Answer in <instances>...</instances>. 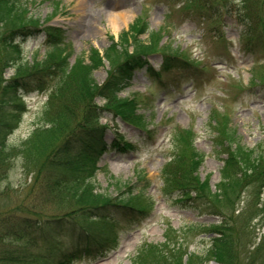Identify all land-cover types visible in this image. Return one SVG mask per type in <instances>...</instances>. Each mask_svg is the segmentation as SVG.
I'll return each instance as SVG.
<instances>
[{
  "label": "rangeland",
  "instance_id": "374dc122",
  "mask_svg": "<svg viewBox=\"0 0 264 264\" xmlns=\"http://www.w3.org/2000/svg\"><path fill=\"white\" fill-rule=\"evenodd\" d=\"M23 4L26 12L37 19L38 29L60 31L55 42L68 47L66 55L69 67L75 65L73 73L76 79L72 83L76 85L87 81L85 65H89L94 57L93 50L99 56L108 50L117 65L123 56L118 53L125 48L119 39L122 33L129 36L128 53L132 52L134 45H150V52L144 60L152 71H158L163 54H169L179 57V61L187 60L189 65L185 69L192 72L190 76L183 74L184 77H181V72L174 71L161 82L151 79L145 70H138L133 74L129 87L114 96L112 102L93 99L94 105L100 108L109 106L108 109H111L103 112L99 120L106 126L105 142L110 145L119 135L125 141L136 143L138 150L127 153L110 150L104 153L95 165L94 176L87 180V188L96 194L114 196L118 188L122 190V186L132 184L145 175L149 186L145 190L142 188L145 183L137 184L136 187L143 191L139 192L140 195L144 196L141 199L137 197V203L147 207L150 213L146 218H120L119 213H111L117 221L116 230L113 234L108 231L99 233L108 241L109 252L104 258H80L74 264H152L155 257L150 255L148 260L145 255L140 257V250L148 245L162 244L164 251L170 252L165 255L166 263L161 260L157 264H222L208 252L214 235L207 229L223 221L230 224L229 229L236 232L237 237L236 250H233L228 264H264V193L261 196L263 201L259 202L255 195L257 190L251 188L258 178L251 176L246 181L245 175L241 177L243 182L236 194L234 189L237 184L232 181L227 185V179L221 178L220 170L227 155L217 156L213 150L212 139L217 133L211 128L210 116L216 113L222 121L225 120L222 118L228 119V126L235 130L239 144L258 154L264 151V89L256 87L242 93L238 89L239 83L246 86L264 81V51L251 54L240 51L237 39L241 26L237 27L232 13H224L221 30L227 43L225 49L213 31L210 33L212 24L203 22L199 25L196 20H186L184 0H23ZM255 5L259 6V3ZM104 8L113 9L105 11V14ZM122 17L126 19V25L114 31L111 23L116 19L121 22ZM142 22H146L147 31L137 37L136 26ZM85 27L90 28L91 33L83 36ZM205 27L208 28V36ZM133 36L136 40L132 39ZM53 44L54 41H49L44 34L26 40L22 44L23 60L31 66L52 58L57 60L60 52L53 49ZM112 66L103 57L92 73L95 83H104ZM18 67L15 65L0 73V83L13 77ZM77 90H81L79 85ZM69 97L70 93L65 92L54 97L57 109L66 107ZM76 99L71 98L74 104H69V108L80 113L86 103H80V97ZM47 100L44 94L31 93L24 97L22 112L10 106L8 112H12L5 115L0 140H7L9 147L6 153H0V223H6L9 217L4 216L9 212L42 220H67L65 215L70 216L73 211L70 207L75 202L69 197L64 193H55L53 188L38 182L37 173L44 178H54L59 174L58 171L51 173L49 168L54 166L51 165L54 160L50 158L52 154L48 155L49 149L45 150L49 147L45 142L46 133H40L42 136L38 133L37 137L43 141L36 144V148L33 146L20 154L12 151L32 133L37 117L48 104ZM115 109H119L132 123L123 122ZM177 127L193 133V146L205 156L193 176L201 185L206 184L208 194L218 197L217 203L221 205L224 199L233 200L236 195L240 197L241 203L236 207L238 211L227 205L220 208L229 215L227 219L198 215L191 209L173 204L172 200L162 195L160 170L169 157L171 134ZM257 153L244 163L250 169L259 164L255 160L259 156ZM6 156L10 158L5 161ZM245 167L242 165V170ZM248 172L250 176L251 170ZM5 230V227L0 228L2 263L22 264L23 258L28 259L37 252V249L26 245V240L4 236ZM58 239L64 246L69 245L70 239L65 233L60 234ZM249 244L250 250L256 248L250 251Z\"/></svg>",
  "mask_w": 264,
  "mask_h": 264
},
{
  "label": "trees",
  "instance_id": "16d2710c",
  "mask_svg": "<svg viewBox=\"0 0 264 264\" xmlns=\"http://www.w3.org/2000/svg\"><path fill=\"white\" fill-rule=\"evenodd\" d=\"M184 1L186 3L184 10L186 18L196 20L199 25L203 22L212 24L210 33L213 31L218 40H223L221 29L224 13H232L234 20L241 26L238 38L242 49L249 52L259 48L264 49V5H261L264 0H238L237 3H233L232 0ZM257 3L259 6L255 5ZM36 20L26 12L23 0H0V73L2 74L6 68L19 66L13 77L0 83V129L3 128L5 115L12 112H8L10 106L13 110L22 112L25 96L35 92L46 95L48 104L44 106L40 116L37 117L34 130L25 141L13 147L12 151L20 154L27 152L33 146L36 148V144L43 141L38 138V133H46L48 136L45 142L49 147H45V150L49 149L48 155L52 154L50 158L54 160L51 163L54 166L49 168L51 173L56 174L58 171L59 174H56L54 178L49 176L44 178L43 176L39 177V173H37L38 182L49 189L53 188L55 193H64L75 204L70 207L73 210L70 216L65 215L67 220L62 218L42 220L9 212L4 216L9 219L5 224L0 223V228L5 227L4 236H15L18 239L26 240L27 246L29 245L34 250L37 249V252L28 259L23 258L22 264L30 262L34 264H72L80 258L96 259L105 256L110 247L108 241L99 233L108 231L113 234L116 230L117 221L111 213H119L120 218L135 216L146 218L150 213L147 207H142L137 203V197L138 199L144 197L140 195L139 192L143 191L136 187L137 184L145 183V186H142L145 190L149 186V181L144 175L140 176L136 182L122 186V190L118 188L114 196L96 194L87 188V180L94 176L96 163L109 149L119 153L134 152L137 149L135 144L125 142L119 135L116 136L110 147L107 146L104 141L106 127L100 124L99 120L103 112H109L111 109H108L109 106L100 108L94 105L93 99L100 98L105 102H112L114 96L129 86L133 74L138 70H145L151 79L158 81L172 73L173 70L184 74L186 72L192 74V72L185 69L188 68L185 66L189 65L187 60L179 61V57H172L169 54H163L160 69L152 71L144 60V57L150 52V45H134L132 52L128 53L126 47L129 36L122 33L119 39L122 40L121 43H124L125 48L118 53L123 56L119 58L117 65L116 61L111 59L108 50L104 52L103 56H99V53L93 50L94 57L90 59L89 65H85L87 81L76 85L72 83L76 79V75L73 73L75 65L69 67L68 55H66L68 47L55 42L60 31L38 29L39 25ZM136 28L138 29L135 30V36L145 34L147 31L146 22H142ZM207 31L208 28L205 30L208 36ZM41 34L49 38V41H54L53 49L60 52L61 58L59 57L57 60L52 58L41 63L35 62L31 66V63L23 60L22 44ZM135 36L132 39H135ZM62 54L63 56H61ZM103 57L111 66H114L111 67L104 83L98 85L92 78V73L99 67ZM175 62L179 64L177 65ZM194 71H196V67ZM78 85L81 90H77ZM257 85L264 88V81L260 84L252 83L251 87ZM249 90L251 89L245 91ZM64 92L68 95L70 93L67 105L57 109L53 98ZM76 97L81 98L80 103H86V107L80 113L69 108V104H74L71 98L75 100ZM77 99L79 100V98ZM70 100L72 102L69 103ZM115 110L121 115L123 122L130 123L119 109ZM222 119L225 120L222 121L216 113H212L210 116L211 128L217 133L212 139L215 146L214 153L217 156L227 155V160L224 161L225 165L220 170L221 178L227 179V185H230L232 181L235 182L237 187L234 191L238 194V186L243 182L241 177L245 175L247 181L251 176H257L258 180L251 188L257 190L255 195L257 201L261 202L263 201L261 196L264 193V151L258 154L257 151L246 149L239 144L234 133L235 130L228 126V119ZM193 142L194 135L191 131L178 127L174 129L171 134L170 154L160 171L161 193L168 200H172L173 204L191 209L198 215H215L227 219L229 215L223 213L220 208H226L224 205H227L233 211H238L236 207H239L241 203L240 197L236 195L237 197L235 196L233 200L224 199L223 205H221V203H217L218 197L208 194L206 184L201 185L197 177L193 176L205 157L204 154L196 150ZM8 147L7 140L1 139V155L8 151L6 150ZM255 153L259 155L255 159L259 164L250 169L244 163H248V158H252ZM9 158L10 156H6L4 160ZM242 165L246 166L244 170H242ZM249 170H251L250 176L247 175L250 173ZM121 213L124 214L120 215ZM229 225L227 221H223L207 229L215 236L211 239L208 252H211L214 258L222 264H228L229 257L233 255V250H236V232H232ZM64 233L70 239L67 246H64L58 239V236ZM204 233L208 232L204 231ZM251 244H249V250ZM162 245H148L145 249L140 250V257L145 255L147 259L152 255L155 257V262L152 264H157L161 260L166 263L165 255L170 251H164Z\"/></svg>",
  "mask_w": 264,
  "mask_h": 264
},
{
  "label": "bare ground",
  "instance_id": "6f19581e",
  "mask_svg": "<svg viewBox=\"0 0 264 264\" xmlns=\"http://www.w3.org/2000/svg\"><path fill=\"white\" fill-rule=\"evenodd\" d=\"M113 8H104L103 9V13L106 14L107 11H110L112 10ZM106 11V12H105ZM120 20V19H119ZM116 22H119L117 19L115 22H112L111 25H112V29L114 31H117L119 28H121L122 26L126 25V19L122 17V21L119 22V23H116ZM91 33V30L90 28H86L85 27V30L82 32L83 36H86V35H89Z\"/></svg>",
  "mask_w": 264,
  "mask_h": 264
}]
</instances>
